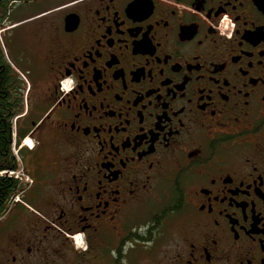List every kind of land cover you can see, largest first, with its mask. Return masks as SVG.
<instances>
[{
    "label": "flooded vegetation",
    "instance_id": "obj_1",
    "mask_svg": "<svg viewBox=\"0 0 264 264\" xmlns=\"http://www.w3.org/2000/svg\"><path fill=\"white\" fill-rule=\"evenodd\" d=\"M11 19L0 264H264V0Z\"/></svg>",
    "mask_w": 264,
    "mask_h": 264
},
{
    "label": "trees",
    "instance_id": "obj_2",
    "mask_svg": "<svg viewBox=\"0 0 264 264\" xmlns=\"http://www.w3.org/2000/svg\"><path fill=\"white\" fill-rule=\"evenodd\" d=\"M20 1L22 0H0V16L5 17L10 10L8 9V6L15 5ZM1 63H6V60L0 46V64ZM6 78V73L0 74V159L2 157H5L4 161L8 163V168L14 170L17 167L15 166L14 157L11 154L13 138V115H10L9 117L3 116L5 111H8V109L6 108L8 106V101L12 99V95L9 94V92H7L6 90ZM14 98L17 99L18 95H14ZM8 152L9 155L5 156V154H7ZM1 168L2 167H0V169ZM15 187L16 182L12 178L0 180V206L7 194V191L12 193L15 190Z\"/></svg>",
    "mask_w": 264,
    "mask_h": 264
},
{
    "label": "rangeland",
    "instance_id": "obj_3",
    "mask_svg": "<svg viewBox=\"0 0 264 264\" xmlns=\"http://www.w3.org/2000/svg\"><path fill=\"white\" fill-rule=\"evenodd\" d=\"M66 1L67 0H22L17 2L11 8L8 15L12 16L11 23L20 22L28 18H32L31 20H33L36 16H39L44 11L50 10L55 6L65 3ZM8 9H10V7ZM27 144L30 145L29 142ZM14 175L17 178L19 177L21 179H25L21 170L17 171ZM26 182H28V180H26ZM75 242L78 247H81L80 238H77Z\"/></svg>",
    "mask_w": 264,
    "mask_h": 264
},
{
    "label": "built area",
    "instance_id": "obj_4",
    "mask_svg": "<svg viewBox=\"0 0 264 264\" xmlns=\"http://www.w3.org/2000/svg\"><path fill=\"white\" fill-rule=\"evenodd\" d=\"M14 174H15V173H10L11 176H13ZM18 174H19V173H18ZM18 174H17V175H18Z\"/></svg>",
    "mask_w": 264,
    "mask_h": 264
}]
</instances>
